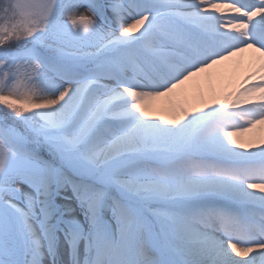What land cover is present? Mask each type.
<instances>
[{"label": "snow or ice", "instance_id": "6c2138e0", "mask_svg": "<svg viewBox=\"0 0 264 264\" xmlns=\"http://www.w3.org/2000/svg\"><path fill=\"white\" fill-rule=\"evenodd\" d=\"M0 264H264V0H0Z\"/></svg>", "mask_w": 264, "mask_h": 264}, {"label": "bare ground", "instance_id": "6f19581e", "mask_svg": "<svg viewBox=\"0 0 264 264\" xmlns=\"http://www.w3.org/2000/svg\"><path fill=\"white\" fill-rule=\"evenodd\" d=\"M251 55H253V53H251V52H248V53L243 54L244 60L246 61L248 59V57H250ZM235 59H240V58H235ZM217 70H222V69H217ZM217 70H214V71H217ZM166 107H167V105H165L163 103V101L157 102L158 111H157L156 114H158V115L165 114L163 111H160V109H163V108H166Z\"/></svg>", "mask_w": 264, "mask_h": 264}]
</instances>
